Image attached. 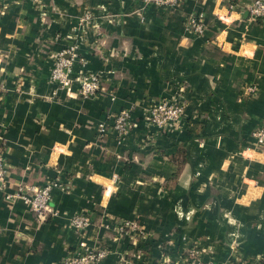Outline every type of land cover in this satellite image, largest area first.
Returning a JSON list of instances; mask_svg holds the SVG:
<instances>
[{
	"label": "crops",
	"instance_id": "obj_1",
	"mask_svg": "<svg viewBox=\"0 0 264 264\" xmlns=\"http://www.w3.org/2000/svg\"><path fill=\"white\" fill-rule=\"evenodd\" d=\"M250 3L0 4V264H64L81 243L107 249L90 264H189L190 248L264 264V143L251 135L264 127V18L249 16ZM74 40L101 79L90 97L49 77L54 52ZM174 97L185 104L179 124L147 126L149 105ZM123 108L137 127L100 140ZM46 184L54 214L41 218L18 192ZM75 214L90 224L77 231ZM126 221L141 233L119 232Z\"/></svg>",
	"mask_w": 264,
	"mask_h": 264
},
{
	"label": "built area",
	"instance_id": "obj_2",
	"mask_svg": "<svg viewBox=\"0 0 264 264\" xmlns=\"http://www.w3.org/2000/svg\"><path fill=\"white\" fill-rule=\"evenodd\" d=\"M6 0H0V4ZM143 6L153 5L156 7L171 6L181 0H138ZM248 14L252 18H264V0H251L247 7ZM91 12H85L80 18L81 21L89 22L91 20ZM189 27L196 33H201L203 24L200 20L191 17ZM77 28L74 26L72 32L74 37ZM72 44L64 45L54 52L53 63L50 70V79L58 84L61 88L72 89L76 87V93L81 97H90L97 94L102 89L101 79L95 72L88 71L84 66L86 61L79 56L76 48V40ZM79 65L81 70L76 72V67ZM254 87H250V91H254ZM185 113V104L179 97L164 99L159 102H154L149 105L145 111L143 119L147 126H152L158 131L167 132L174 129ZM111 123L100 124L97 136L101 140L106 132V129L111 127L118 139L124 138L129 132L137 127V121L132 117L131 110L123 108L119 110L112 118ZM251 135L257 143H264V127H257ZM1 141V140H0ZM6 173L5 161L0 149V189L2 188L3 180ZM25 193L18 192L19 196L27 200L30 208L35 212L37 217L46 218L53 215V208L50 204L51 185L46 184L40 187L26 188ZM90 224V218L85 214H75L70 217V225L77 231L83 230ZM119 232H132L139 235L141 230L135 221H126L118 227ZM81 251L72 258L66 259L64 264H90L102 259L107 254V249L104 247L90 248L87 244H80ZM187 261L189 264H236L232 259L224 260L220 263L212 260H203L200 257V252L197 249L190 248L187 252Z\"/></svg>",
	"mask_w": 264,
	"mask_h": 264
}]
</instances>
